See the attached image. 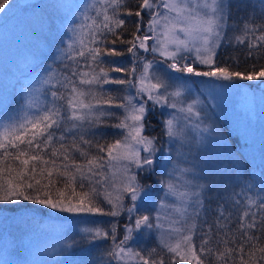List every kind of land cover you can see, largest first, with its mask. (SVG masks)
<instances>
[{"label": "snow or ice", "instance_id": "snow-or-ice-1", "mask_svg": "<svg viewBox=\"0 0 264 264\" xmlns=\"http://www.w3.org/2000/svg\"><path fill=\"white\" fill-rule=\"evenodd\" d=\"M13 2L0 0V14ZM121 5L122 0H93L88 8L95 10V16L87 15L86 9L79 24L68 19L78 4L69 0L52 5L66 13L61 26L73 25L68 29L72 39L66 48L58 49L57 57L66 58L70 64L64 65L57 76L51 65L40 67L39 57L33 70L46 73L41 84L50 86L51 102L0 129V204L11 205V211H32L19 204L31 201L63 213L113 218L124 214L128 222L119 237L115 223L110 228L81 229L82 239L89 243L111 241L103 254L107 264H264V194H259L264 193V173L256 198L248 194L253 184L245 168L240 173L239 191L233 189L227 198L220 196L213 208L210 200L205 204V185L185 181V190L180 191L173 182L175 167L167 170L174 164L170 154L180 135L178 121L195 120L197 128L203 124V109L198 106L206 107V102L199 94L190 102L184 100L191 88L190 77L209 78L200 83L210 89L243 87L236 81H264V67L258 72L241 73L219 66L216 59L225 39L244 45L249 56L253 50L264 51V0H260L262 22L257 24L254 18L246 21L239 34L231 38L225 32L231 5L224 0H138V10L127 15L141 20L147 15V32L140 35L138 23L130 40L123 39L119 31L125 25L120 18ZM49 25L57 35L52 17ZM117 44L127 47L120 51ZM144 53L153 54V58L148 59ZM128 56L130 66L107 59ZM198 64L208 70H198ZM105 85L119 87L106 90ZM209 96L216 99L211 91ZM165 108L173 110L166 119ZM108 128L122 130L119 138L104 143L87 138L96 133L103 137L102 130ZM72 130L78 135L66 143L65 132ZM201 131L211 134V125ZM239 147L237 143V151ZM157 166L160 175L154 179ZM169 197H176L180 204L167 203ZM153 198L159 201V208H171L177 218L164 217L169 223L160 236L161 252L153 248L145 255L130 243L135 241L134 233L145 228L163 229L159 213L153 218L141 212ZM201 211L205 215L197 245L195 221L200 220ZM77 244L76 240L66 243L62 254H70ZM164 249L168 261L161 254Z\"/></svg>", "mask_w": 264, "mask_h": 264}, {"label": "trees", "instance_id": "trees-1", "mask_svg": "<svg viewBox=\"0 0 264 264\" xmlns=\"http://www.w3.org/2000/svg\"><path fill=\"white\" fill-rule=\"evenodd\" d=\"M61 2H66V0H40L37 2V6L33 5V10L36 13H40L42 16H45L48 24L49 17H52L56 29L58 30L57 35L55 32L49 30L50 25L48 30L44 33L41 32L39 34L35 29V31L39 35L38 40L35 43L36 45L32 46V48L25 47L26 54L23 56V58L20 57L17 60H13L15 62V65L11 69V71L10 69L5 70L4 75L7 76L6 71H10L8 73L10 77L6 83L5 88L2 91L4 92L5 89H7L4 94L2 93V99V94L0 95V123H12L16 120L21 119L25 113H33L34 106L40 108L45 104L51 102L52 98L50 92L48 91L50 86H44L41 84V80L44 78L46 73L39 70L34 71L33 69L35 68V63L38 62L39 57L42 62L40 67L46 69L49 65H51V71H53L57 76H59L60 73L64 71V65L70 64V61L66 58H57L60 56V52L58 51V49L66 48L68 42H70V40L72 39V34L68 31V29L73 26L71 24L64 23L63 26L65 28V34L63 32L62 26H59V22L57 20H61V18L64 17V14L60 12V9L52 7V5H56ZM70 2L79 5V7L73 14L68 15V19H72L75 24L83 22L82 14L85 13L86 9L87 15L95 16V10L88 8V6L93 3V0H70ZM228 4L231 5V12L230 17L227 19V37L231 38L234 35L239 34L246 21H251L254 18L255 23L259 24L262 22L260 19V12L262 11L260 7V0H228ZM254 8L255 12H253ZM137 10L138 0H122L120 18L125 20V25L119 31L123 33V39H132V33L135 32L138 23L141 26V32L139 34L143 35L145 33V29L147 28L148 24L147 15H144L142 20L135 15H127L128 11H132L134 13ZM33 26L34 25L31 23H28L27 25V27H29L30 29H32ZM27 34H29V31H27ZM67 34L70 38L68 42L64 37ZM55 36L56 39L54 42H46L44 40L46 37H49L50 41L51 37L55 38ZM5 37L0 39V45L6 44L0 49V52L2 49L7 48V46L9 45V38ZM111 38L112 37L109 36V40ZM20 40L22 39L16 38L15 40H13L17 47L11 48L20 52H24L23 45L19 44L21 43ZM41 43H46V47H41ZM109 46L111 47V45ZM115 47L120 51H124L127 45L117 44ZM5 51L6 50H3L2 53H4ZM247 52L248 49L244 45H238L234 40L229 43L228 39H225L223 40L222 46L217 51V63L221 67H228L231 71H237L241 73H252L254 71L258 72L262 67H264V51L253 50V54L251 56L247 55ZM26 57H33V61L30 62L29 65H27L28 61H26ZM107 59L116 60L118 64L122 63L124 66H130L129 61L131 60V57H110ZM19 60L21 61L19 62ZM105 67H109V65L106 64ZM199 70H205V68H200ZM112 75L119 74L112 73ZM27 78L35 79V86L29 87V85L25 81ZM104 87L106 90H111L119 86L105 85ZM29 88H32L35 93L37 92L36 94H38L37 96H39L37 101L41 100V102H34L30 104V106L27 102H25V96L30 92ZM46 92H48L47 95L45 94ZM156 119H161V117H156ZM111 122L115 123L116 121ZM102 131L103 137H101L100 133H96L95 136L88 135L87 138L97 140L100 143H104L105 141H111L115 138H119V134L121 132V130L115 128L103 129ZM59 134L60 133L57 132V135ZM152 134L156 135L157 133ZM65 135L67 136L66 143H71L73 135H78V133L76 132V130H72L71 132H65ZM231 140L234 146L237 143L240 145L239 150L241 149V146H246V144L243 143L237 135L232 136ZM238 152L240 153V151ZM243 162L245 168L247 169V173L250 174L247 178L253 184V187L248 194L253 198H256L258 190L262 187L260 182L261 173L260 169H258L260 167L252 164L251 157H248L247 161L243 159ZM158 176L159 175L157 174L153 178L155 179ZM241 183L242 180L238 183L231 184L230 188L225 189V192L222 193H216L213 189L211 191H207L204 196L205 204L207 205L210 200L211 207L214 208L220 196H224L227 198L231 195L233 189L239 191V185ZM60 187H62V185H60ZM19 204L21 206L27 205L29 209L33 210L20 211L18 209L17 211H11L9 210L12 207L11 205L0 204V224L8 225L6 234L0 243V264H3V261L5 260H7L9 264H58L55 263L57 261H65L69 262L70 264H92V260L90 259L91 254L96 253L91 247L92 243H89L87 240L82 239V236L74 237L76 236V228L74 225L82 218L79 217L67 221L65 219L51 216V210L44 205H36L31 201H20ZM104 207L107 208L108 206L105 204ZM252 210L256 211L255 208H253ZM147 214L149 213L147 212ZM204 215V212L201 211L200 220L195 221L197 223V228L195 229L194 243H196L197 245H199L200 242V227L202 225ZM99 217L103 221V224L101 225L99 223ZM91 218L92 222L96 226L102 228H110L113 220V217L102 216L99 214L98 216H92ZM208 218L209 220L211 219V213L208 214ZM92 222H90L89 224H92ZM66 223H68L69 226L67 227L66 231L63 232L62 228ZM122 224L123 222L119 220L117 225L118 237L121 227L123 226ZM91 226L92 225H89L88 227ZM31 231H35L37 233V236L32 237L29 245L27 244L26 246ZM57 232L64 236L65 240L72 241L74 239L78 241V244L72 250H70V254H62L61 250L64 244H57L55 247L50 246V248H48L51 242V238ZM50 236L51 238H49ZM42 237H48L50 241H47L48 243L42 244V246H40L39 244L41 243L38 238ZM108 242L110 241L106 242L105 249L108 245ZM155 242V235H152L151 237H148L147 235L139 242L138 247L140 248L143 244H145L146 246H148L149 252L151 249H157L159 247V245H157ZM25 248H27L28 250ZM17 249H19V254H17ZM157 252L160 253L161 250L157 249ZM161 254L164 255L166 261L169 260V257L165 255L164 252H162Z\"/></svg>", "mask_w": 264, "mask_h": 264}, {"label": "rangeland", "instance_id": "rangeland-1", "mask_svg": "<svg viewBox=\"0 0 264 264\" xmlns=\"http://www.w3.org/2000/svg\"><path fill=\"white\" fill-rule=\"evenodd\" d=\"M38 1L40 0H14L12 7L7 9L5 13L0 14V39L5 36L9 38V45L0 52V95L7 91V89H5V91L2 92L10 77L8 73L15 65L13 60H17L20 57L23 58L26 54L25 47L32 48V46H35L39 36L38 33H44L49 28V24L45 16H42L40 13H36L33 10V5L37 6ZM66 2H69V0H66ZM224 3L228 5V0H224ZM160 11L163 12L164 9L161 7ZM60 12L64 14V16L66 15L63 9H60ZM57 21L60 26L61 20L58 19ZM28 23L34 25L32 29L27 27ZM62 29L64 32L65 28L63 25ZM226 29L227 20L225 21V32ZM27 31H29V34H27ZM145 32H147V28L145 29ZM64 37L68 42L70 39L68 34ZM16 38L22 39L19 44L23 45L24 52L13 49L14 47H17V45L13 42ZM149 43L152 42L150 41ZM5 45L6 44L0 45V49ZM41 47H46V43H41ZM3 50L6 51L2 53ZM144 55L148 59L153 58V54L151 53H144ZM184 55L193 54L185 53ZM156 60H160L158 54L156 55ZM20 61L21 60H19V62ZM26 61H28L27 65H29V63L33 61V57H26ZM197 68L198 70L200 68L208 70L205 65L198 64ZM7 69H10V71H6L7 76H5L4 72ZM185 75L187 76V74ZM206 79L209 78H189L188 82L191 84V88L185 92L184 100L186 103L190 102L191 99L195 98V96L199 94L200 98L206 102V107L203 105L198 106V108L203 109V124L200 125V128H197L195 126L197 123L195 120L189 122L188 120L180 119L178 121L177 129L180 132V135L175 138L170 154V158L174 161V164H169L167 169L170 171L173 167H175L176 171L173 174V182L176 184L178 190H185V181L194 180L196 183L206 186L204 196L208 189H210V191L213 189L216 193H222L225 192V189H229L231 184L240 182V173L245 169L243 159L247 161L248 157H251L253 165L260 167L258 168L260 169V173H264V81H236L235 83L241 84L243 87L210 89L209 86L200 83L201 80ZM25 81L29 87L35 86L36 84L35 79L27 78ZM192 81H195V83H192ZM217 83L227 84L228 82L218 81ZM29 89L31 91L29 92L30 94L25 96V102L28 104L41 102V100L37 101L39 98V96H37L38 94H36L37 92L35 93L32 88ZM169 90L171 91L172 89ZM210 91L212 95L216 97L215 100L210 98ZM3 94L1 99L3 98ZM213 104H215L216 107H213ZM36 109H38V107L34 106L33 113ZM159 110L160 107L157 106V111ZM163 111L165 112V116L163 118L166 119L168 118V114L173 110L165 108ZM178 115L182 117L184 114ZM157 117L160 118L159 116ZM4 125L6 124L0 123V129H2ZM208 125H211V134L201 131L203 127ZM236 135L243 143L246 144V146H241V149L238 150L243 154L242 157L236 150L231 140V137ZM167 147L168 143H165V148ZM181 169H188L189 171L182 173L180 171ZM157 174L160 175L159 166H157V172L154 176ZM158 203L159 201L157 199H149L146 206L141 209V212L143 214H147L148 212L153 216V218H155L157 213H159L161 216L160 222L164 225L163 229L153 228L149 230L145 228L142 231L134 233L135 241L130 243V247L142 251L145 255L148 254V246L143 244L139 248V242L147 235L148 237L155 235V243L159 245L157 249L161 250V246L159 244L160 236L162 232L168 230L169 223L168 220L164 219V217L168 216L169 219L177 218V214L174 213L171 208L161 209L158 207ZM167 203L178 206L180 201L176 197H169ZM50 210L51 216L65 219L67 221L74 218H82L74 225L76 228V236L74 237L83 236L84 234L81 232V229L88 227L89 225H92L91 227H99L92 222L91 218L92 216H98V214H74L63 213L53 209ZM191 212L192 208L189 207V213ZM117 218L118 221L120 220L123 222V226L124 223L128 222L126 216L122 214V217H116V220L113 218L112 224L115 223L118 225ZM90 222H92V224H89ZM99 223L100 225L103 224L100 217ZM68 226V223L64 224L62 231L65 232ZM180 226L181 225H176V227ZM7 227L8 225L0 224V243L6 234ZM34 236L36 237L37 233L35 231H31L26 246L27 244L29 245L31 238ZM49 238H51V236ZM49 238H38L41 243L39 245L42 246V244L48 243L47 241H50ZM68 242H71V240H65L64 236L57 232L51 238L48 248H50V246L55 247L57 244L65 245ZM110 243L111 241L108 242L106 248L109 247ZM92 244L91 247L93 251L96 252L91 254L90 259L92 260V264H107V257L103 255L106 242L96 241ZM163 252L169 257L166 249H164ZM55 263L70 264L65 261H57Z\"/></svg>", "mask_w": 264, "mask_h": 264}]
</instances>
